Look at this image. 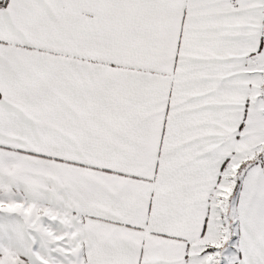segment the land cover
<instances>
[{
  "label": "snow or ice",
  "instance_id": "6c2138e0",
  "mask_svg": "<svg viewBox=\"0 0 264 264\" xmlns=\"http://www.w3.org/2000/svg\"><path fill=\"white\" fill-rule=\"evenodd\" d=\"M0 264H264V0H0Z\"/></svg>",
  "mask_w": 264,
  "mask_h": 264
}]
</instances>
